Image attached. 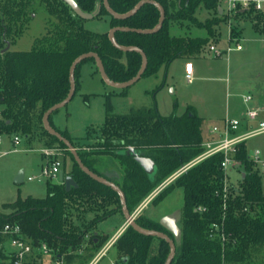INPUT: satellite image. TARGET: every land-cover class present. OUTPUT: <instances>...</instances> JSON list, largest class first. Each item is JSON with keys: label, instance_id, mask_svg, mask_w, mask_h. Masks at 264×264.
<instances>
[{"label": "trees", "instance_id": "1", "mask_svg": "<svg viewBox=\"0 0 264 264\" xmlns=\"http://www.w3.org/2000/svg\"><path fill=\"white\" fill-rule=\"evenodd\" d=\"M76 1L83 10L91 12L98 0ZM108 1L113 10L125 13L140 0ZM157 1L165 11L160 29L154 32L119 29L115 32L118 43L137 45L146 53L147 67L143 75L157 74L162 66L168 67L178 57L204 54L218 41L217 26L226 20L219 14L218 0ZM201 8L207 9L211 15L200 18L197 13ZM39 9L55 17L46 21V32L35 38L31 49H6L8 43L15 42L25 32ZM102 15L110 17L111 27L122 25L146 29L156 26L160 10L154 3L146 2L132 15L116 18L102 5L97 16ZM243 16L251 17L254 29L264 34V14L261 11L252 9L247 14L235 15V18ZM84 21L64 0H0V134H20L48 146L58 143L71 155L73 165L67 174L78 183L77 187L67 190L64 182L47 179L45 196L19 195L14 201L6 202L5 207L11 211H0V229L6 222H19L26 236L35 243L46 241L68 262L79 257L77 251L94 224L117 211L122 212L121 202L116 190L86 173L66 144L46 130L43 115L51 105L68 95L70 67L80 54L97 52L108 76L115 81L132 78L142 65L140 52L117 48L111 42L108 30H92ZM175 22H187L206 32L204 35L175 33ZM232 31L241 35L237 26ZM85 62L96 66L93 57L85 58L77 65L76 90L80 87L79 78ZM95 70L99 72L97 66ZM111 94L107 93L103 125L99 129L88 128V137L96 133L95 142L82 143L67 129L56 127L53 114L57 110L51 113L49 120L77 148L85 165L123 189L127 207L133 211L165 178L203 151L204 117L193 105H188L181 114L163 115L157 106L117 113L109 101ZM131 146L140 155L155 161L152 173L129 151ZM105 155L111 161L105 159ZM236 158L244 169L239 188L230 185L227 191L224 190L223 154L217 152L180 174L153 199L151 203L158 204L175 186L183 188L178 236L144 213L136 217L140 226L164 230L173 238L176 250L171 264H247L250 257L264 246L263 176L255 169L244 143L240 145ZM97 162L106 166L114 164L119 174L101 170L96 166ZM72 211L83 215L78 217L81 218L79 222H73ZM88 212L95 213L89 220L86 218ZM84 219L88 221L85 227L81 225ZM94 238L93 255L105 241L99 237L96 242ZM154 238H158L155 250L152 249ZM113 246L117 251L116 259L120 258L124 264H164L170 251L164 238L141 233L131 225L125 228Z\"/></svg>", "mask_w": 264, "mask_h": 264}, {"label": "rangeland", "instance_id": "2", "mask_svg": "<svg viewBox=\"0 0 264 264\" xmlns=\"http://www.w3.org/2000/svg\"><path fill=\"white\" fill-rule=\"evenodd\" d=\"M197 14L200 18L205 19L211 15V12L201 8ZM50 18L55 17L53 15L50 17L44 9H39L25 32L11 43L10 49H31L34 46L35 38L46 32V21ZM234 22L241 28V41L244 48L222 55H215L209 49L205 50L204 56L202 53V55L194 57L195 76L191 81L186 77L187 63L191 62L194 65V62L192 60L185 61L186 57L174 59L168 67L162 66L157 74L143 75L124 89L106 85L100 79L99 72L95 70L97 75H92L89 72L85 62L83 64L85 83L78 87L67 104L57 109L53 114L55 126L59 129H67L82 143L95 142L96 133L88 137L87 131L90 127L99 129L103 125L106 117L107 93H112L109 101L113 111L117 113H127L132 108L157 106L163 115L173 112L181 114L188 105H193L201 116H205L204 125L208 128L215 122H220V119L227 113L233 116L240 115L245 109V104L242 101L243 94L252 93L254 95L253 104L264 107V34L254 29L251 17L235 18ZM84 24L95 31H106L109 27V16L102 15L85 19ZM192 27L194 31H204L194 25ZM216 31L218 36L216 43L220 47H225L228 44V23L220 22ZM233 43L231 42V44ZM13 137V135L8 136L2 133V142H0V152L12 149L7 154L0 156V211L5 212L11 211V208L5 207L6 202L14 201L19 195L22 197L28 195L43 197L47 194V179L57 180L56 177L28 179L32 175L40 176L42 167L47 162L48 156L40 149L57 148L61 153L62 169L65 173L69 172L73 165L71 155L56 142L48 146L35 139L30 141L23 135L17 141H14ZM246 143L249 154H252L256 147L263 149L264 134L249 138ZM15 148L16 150H13ZM88 149H91V146ZM243 171V166L231 167L228 170L229 185L239 188ZM20 172H22V181L17 182L16 179ZM163 199L157 207H154L156 205L154 203L149 205L150 208H154L155 217L158 218L165 212L180 216L184 200L183 188L175 186ZM72 214L74 223L79 222L81 218L78 217L83 216L76 211H72ZM87 220L82 221L83 227L86 226ZM122 220L121 213H113L94 224L89 231L93 233L96 231L106 232L110 236L119 229ZM179 222L180 220L176 222L177 226L180 225ZM93 236L92 233L89 234L88 239L84 236L81 245L82 251H77L80 254L79 257L67 261L69 264H87L97 253L95 252L93 255L91 249L94 246ZM157 243L158 238H154L153 250ZM116 252L114 246L110 247L95 264H124L120 258L116 259ZM90 256L92 257L89 259ZM247 264H264V246L250 257Z\"/></svg>", "mask_w": 264, "mask_h": 264}, {"label": "built area", "instance_id": "3", "mask_svg": "<svg viewBox=\"0 0 264 264\" xmlns=\"http://www.w3.org/2000/svg\"><path fill=\"white\" fill-rule=\"evenodd\" d=\"M252 9L261 11L264 14V0H218L219 14L225 17V21L228 23V44L225 47H220L217 43H213L209 46V50L215 55H222L233 50H242L244 48L241 41L242 36L235 35L232 31V28L237 26L234 22L235 15L241 13L247 14ZM238 29L241 28L238 27ZM231 42L234 43L231 44ZM186 77L189 81L194 78L193 64L191 62L187 63ZM242 101L245 104L243 112L237 116L227 113L220 119V122H215L210 128L209 135H204L202 143L203 151L190 161L181 165L156 186L132 211L133 216L137 217L180 174L204 158L217 152L223 154L221 166L225 171L224 190H228L230 186L228 183V170L231 167L242 165V162L236 158L240 145L244 143L248 146L246 141L249 138L264 134V107L253 104L254 95L252 93L243 94ZM20 137V135H15L13 140L17 141ZM0 142H2L1 134ZM13 150H16V148ZM40 150L48 156L47 162L43 165L40 176L32 175L28 179L33 180L37 177H56L59 179V174L63 170V162L60 157L61 153L58 152L57 148H42ZM10 151L12 149L4 150L0 152V156ZM249 157L254 161L255 169H258L263 176L264 150L261 147H256L252 154H249ZM0 235V264H69L65 257L57 254L54 248L46 241L35 243L30 237L26 236L19 222H6L0 229ZM115 241L116 238H113L87 264H95ZM78 251L81 252L82 249L80 248Z\"/></svg>", "mask_w": 264, "mask_h": 264}, {"label": "water", "instance_id": "4", "mask_svg": "<svg viewBox=\"0 0 264 264\" xmlns=\"http://www.w3.org/2000/svg\"><path fill=\"white\" fill-rule=\"evenodd\" d=\"M64 1L72 8V10L74 11L75 14H78L79 16H81L84 19H91V18L97 16L99 14L101 8H102V5H104L106 7V9L109 11V13L112 14L116 18H125V17L132 15L146 2L154 3L160 10V19H159L158 23L156 24V26L153 28L143 29V28H133V27H129V26L116 25V26L111 27L109 30V38H110V40L114 46H116L117 48L124 50V51L136 50V51L140 52V54L142 55V65H141L140 69L138 70V72L132 78H130L126 81L112 80L108 76V74L105 70V67L103 65L102 59L97 52L89 51V52H84V53L80 54L79 56H77L74 59V61L71 64V67H70V77H69L70 78V90H69L68 95L63 100H61L60 102H57V103L51 105L45 111V113L43 115V124H44V127L46 128V130H48L51 134L55 135L56 137H58L60 140H62L66 144V146L69 148V150L73 154L76 162L79 164V166L86 173H88L90 176H92L96 180H98L104 184L109 185L110 187H112L114 190H116L118 192L119 197H120V202H121V210H122V212L125 216V220H126L125 221V228L127 226L131 225L141 233L164 238L169 243L170 251H169V254H168L164 264H171L173 257H174V254H175V250H176V246H175V242H174L173 238L164 230L149 229V228H144V227L140 226L136 221V217L133 216L132 211H130L127 207L126 195H125V192L123 191V189L118 184H116L114 181L110 180L109 178H107L105 176L99 175L98 173L93 171L91 168H89L87 165H85L83 163L81 157L78 154L77 148L73 145V143L66 136H64L60 131L55 129L51 125L50 120H49L51 113H53L55 110L59 109L60 107L64 106L65 104H67L69 102V100L73 97V95L75 94V91H76L75 69H76L77 65L82 60H84L85 58L93 57L95 59L96 66L98 67L99 73H100L101 77L103 78V80L108 85H111L114 87H119V88H125V87L132 85L138 79H140L142 77L146 67H147V55H146V53L144 52V50L142 48H140L137 45H123V44L118 43L117 40L115 39V32L119 29H121V30H136V31H140V32L157 31L162 26L164 18H165L164 8L157 0H140L129 11H127L125 13H118L111 8L108 0H98L96 3L95 9L90 12V11L83 10L76 0H64ZM9 46H10V43H8L6 49H9ZM129 151L133 152L135 154V158L143 165V167L148 172L152 173L154 171L155 161L152 158L140 155L139 153H137L135 151V149L132 146L129 147ZM21 176H22V172H20L18 174L17 179H16L17 182L21 181ZM59 180L64 182L67 190H70L72 186H74V187L78 186V183L73 178V176L65 173L64 170H62L60 172ZM169 228H170V231H172L175 234V236L179 235L180 227L177 226V223H174V225H171Z\"/></svg>", "mask_w": 264, "mask_h": 264}, {"label": "crops", "instance_id": "5", "mask_svg": "<svg viewBox=\"0 0 264 264\" xmlns=\"http://www.w3.org/2000/svg\"><path fill=\"white\" fill-rule=\"evenodd\" d=\"M205 9V8H204ZM205 10H207V9H205ZM198 15V14H197ZM180 26V27H179ZM191 26H192V24H187V22H184L183 24H180V23H177V22H175L174 24H173V31L175 32V33H177V32H181V33H190V34H195V35H204V33H205V30L204 29H202V30H204L203 32H197V31H194V28L192 27L191 28ZM196 27V26H195ZM110 28H111V26H110V17H109V27H108V31L110 30ZM196 28H198V27H196ZM200 29V28H199ZM220 31V30H219ZM195 32V33H194ZM10 46H11V44H10ZM10 46H9V48H10ZM206 54V53H205ZM205 54H203V56L205 55ZM187 59L185 60V61H189V60H192L193 62H194V57H186ZM185 63V62H184ZM87 67H88V69H89V72L92 74V75H97L98 73L95 71V64L94 63H92V62H87ZM193 71H194V76H195V62H194V65H193ZM100 74V73H99ZM84 70H83V66H82V70H81V76H80V79H79V81H80V85H83V83H85V79H84ZM100 79H101V75H100ZM102 80V79H101ZM100 81V80H99ZM101 82V81H100ZM106 85H108L107 83H106ZM201 115V114H200ZM203 116V115H202ZM203 117H205V116H203ZM211 128V127H210ZM210 128H208L206 125H203V132H204V135L205 136H208L209 135V132H210ZM38 142H40V141H38ZM41 148V147H40ZM39 148V149H40ZM263 150H264V148H263ZM44 157H45V155L44 154H42ZM104 158L105 159H107V160H109V161H111L109 158V156H107V155H105L104 156ZM96 166L97 167H99L101 170H103V171H105V172H107V173H111V174H114V175H118L119 174V172H118V170H117V168H116V166L114 165V164H110L109 166H106L104 163H101V162H97L96 163ZM57 180H59V179H57ZM56 180V181H57ZM21 181H22V176H21ZM20 181V182H21ZM264 181V180H263ZM164 200V199H163ZM163 200H161L158 204H154L155 206L154 207H157ZM10 202H12V201H10ZM150 203L142 210V212L141 213H144L145 215H147L148 217H150V218H152V219H154V220H160V222L162 223V225L165 227V228H167L168 230H170V226L171 225H174V223H176L178 220H179V218H180V216L178 215V214H174V213H171V212H165V213H162L158 218L157 217H155V215H154V208H150ZM116 214L117 213H121V215L123 216V220L121 221V225H120V227H119V229L114 233V234H112V235H110V236H108V233H106V232H98V231H96V232H92V231H88L86 234H85V237H87V239H88V237H89V234H94V239H95V241L97 242L98 240H99V237H101L102 239L103 238H105L104 240V244L102 245V247L101 248H103L106 244H108L110 241H112L113 240V238H118L119 237V235L125 230V216H124V214H123V212H121V211H117V212H115ZM114 213V214H115ZM87 215H88V217H86L88 220L89 219H91V218H93L94 217V215H95V213L94 212H88L87 213ZM180 227V226H179ZM114 244V243H113ZM113 244L110 246V247H112L113 246ZM109 247V248H110ZM100 248V249H101ZM98 252V251H97ZM96 255V254H95ZM94 255V256H95ZM94 256L92 257V259L94 258ZM91 259V260H92ZM90 260V261H91Z\"/></svg>", "mask_w": 264, "mask_h": 264}]
</instances>
